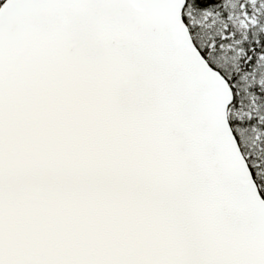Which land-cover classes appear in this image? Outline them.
I'll use <instances>...</instances> for the list:
<instances>
[{
  "label": "snow or ice",
  "instance_id": "6c2138e0",
  "mask_svg": "<svg viewBox=\"0 0 264 264\" xmlns=\"http://www.w3.org/2000/svg\"><path fill=\"white\" fill-rule=\"evenodd\" d=\"M0 264H264V0H0Z\"/></svg>",
  "mask_w": 264,
  "mask_h": 264
}]
</instances>
